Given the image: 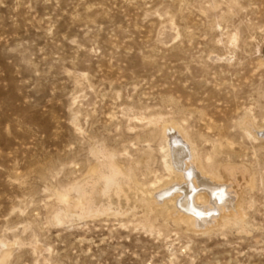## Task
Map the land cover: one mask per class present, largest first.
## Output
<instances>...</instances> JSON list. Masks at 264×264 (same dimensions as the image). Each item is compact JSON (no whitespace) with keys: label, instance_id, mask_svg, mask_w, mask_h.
<instances>
[{"label":"rangeland","instance_id":"rangeland-1","mask_svg":"<svg viewBox=\"0 0 264 264\" xmlns=\"http://www.w3.org/2000/svg\"><path fill=\"white\" fill-rule=\"evenodd\" d=\"M172 123L235 166L239 220L142 206ZM262 129L264 0H0V264H264Z\"/></svg>","mask_w":264,"mask_h":264},{"label":"bare ground","instance_id":"bare-ground-1","mask_svg":"<svg viewBox=\"0 0 264 264\" xmlns=\"http://www.w3.org/2000/svg\"><path fill=\"white\" fill-rule=\"evenodd\" d=\"M246 119L241 121V127L250 130L253 126ZM165 131L162 167L166 176L154 182L152 186L131 181L142 206L195 231L210 230L233 218L239 220L242 213L239 209L242 188L233 184L236 180L235 166L226 164L223 171H220L219 166L208 163L206 159L205 161L196 151L193 140L178 123L165 127ZM261 134L264 135V130ZM104 156V160L99 161L92 169L93 175H97L104 165L114 179L118 180L119 176H123L131 180V175L128 177L114 158ZM108 184L110 186L111 182ZM77 192L78 207L83 212H90V194L82 187L78 188Z\"/></svg>","mask_w":264,"mask_h":264}]
</instances>
